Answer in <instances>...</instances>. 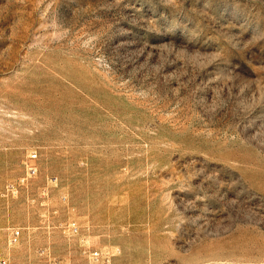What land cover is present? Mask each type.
Masks as SVG:
<instances>
[{
	"label": "rangeland",
	"instance_id": "obj_1",
	"mask_svg": "<svg viewBox=\"0 0 264 264\" xmlns=\"http://www.w3.org/2000/svg\"><path fill=\"white\" fill-rule=\"evenodd\" d=\"M0 264H264V0H0Z\"/></svg>",
	"mask_w": 264,
	"mask_h": 264
}]
</instances>
